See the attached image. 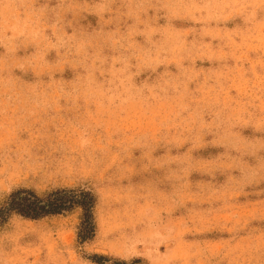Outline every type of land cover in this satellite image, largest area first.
<instances>
[{
  "label": "rangeland",
  "instance_id": "rangeland-1",
  "mask_svg": "<svg viewBox=\"0 0 264 264\" xmlns=\"http://www.w3.org/2000/svg\"><path fill=\"white\" fill-rule=\"evenodd\" d=\"M97 257L264 264V0H0V264Z\"/></svg>",
  "mask_w": 264,
  "mask_h": 264
},
{
  "label": "trees",
  "instance_id": "trees-1",
  "mask_svg": "<svg viewBox=\"0 0 264 264\" xmlns=\"http://www.w3.org/2000/svg\"><path fill=\"white\" fill-rule=\"evenodd\" d=\"M77 208L83 212L80 239L81 241L89 240L93 238L96 229L94 221L96 200L89 192L77 193L62 190L49 195L46 199H41L32 192L20 191L11 196L5 210L9 213L16 212L32 220H41L49 216L70 213ZM96 260L98 264H105L104 257H97ZM115 264L129 263L117 262Z\"/></svg>",
  "mask_w": 264,
  "mask_h": 264
}]
</instances>
